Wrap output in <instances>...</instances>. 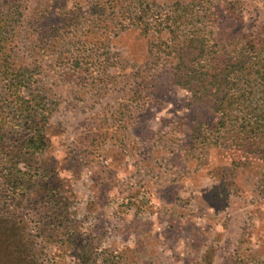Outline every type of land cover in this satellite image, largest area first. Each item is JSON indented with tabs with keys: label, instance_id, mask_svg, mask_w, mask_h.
Wrapping results in <instances>:
<instances>
[{
	"label": "rangeland",
	"instance_id": "374dc122",
	"mask_svg": "<svg viewBox=\"0 0 264 264\" xmlns=\"http://www.w3.org/2000/svg\"><path fill=\"white\" fill-rule=\"evenodd\" d=\"M143 1L206 27L203 58L264 49V0ZM122 4L0 0L24 95L51 112L47 149L18 154L25 188L9 192L0 170V264H264V152L234 161L205 141L219 132L215 89L194 94L176 72L198 47L177 57L168 28L119 25ZM6 102L0 82L5 156L25 134Z\"/></svg>",
	"mask_w": 264,
	"mask_h": 264
},
{
	"label": "trees",
	"instance_id": "16d2710c",
	"mask_svg": "<svg viewBox=\"0 0 264 264\" xmlns=\"http://www.w3.org/2000/svg\"><path fill=\"white\" fill-rule=\"evenodd\" d=\"M108 1L111 3V0ZM112 2L123 3V11L118 15L121 20L119 25H132L148 33L154 30L161 35L162 27L168 28L172 37L166 39L164 44H168V48L173 47L177 57L179 54H188V46L185 44L187 42L190 46L193 44L198 47L199 50L195 49L193 52L202 60L197 63L193 60L191 64H186L184 60L180 62L176 72L179 83L188 86L187 90L194 94L215 89L212 105L217 115L219 132L217 136L206 137L205 141L225 147L228 145L232 156L235 157L234 161L246 160L251 152H264V144L262 147L256 145L261 143V138L264 139V49L257 48L249 41L245 44L246 47L242 46L231 64L215 60L217 49L206 59L203 57L206 54L207 39L202 36L207 31L206 27L202 28L193 19L182 24L188 18L185 12L187 9H181L179 4H176V7L173 5L171 11L163 15L158 8L156 10L151 8L148 1L112 0ZM178 7L179 9H176ZM195 14L198 15L197 18L201 17V12ZM208 25L212 26V22L209 21ZM182 26L186 27L182 30ZM185 29L187 35L183 39L175 40V35L181 34ZM3 31L0 28V82L5 83L6 104L15 114L25 134L17 139L11 138L12 142L9 144L12 148L11 154L5 156L0 151V155L2 154L0 170L9 192L17 193V190L25 188L26 181L29 182L28 171L25 166L19 165L18 154L22 155L24 152L27 155H39L47 149L45 126L51 112L33 108L31 105L34 104L32 101L35 98H27L24 95L25 78L19 70L21 68H16L4 51L2 42L8 39V34H4ZM182 36L183 34L181 38ZM210 41L209 38V44ZM213 47L215 48L214 45ZM38 102L39 99H36L34 105L37 106ZM3 140L4 137L0 133V142Z\"/></svg>",
	"mask_w": 264,
	"mask_h": 264
}]
</instances>
